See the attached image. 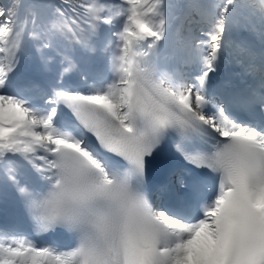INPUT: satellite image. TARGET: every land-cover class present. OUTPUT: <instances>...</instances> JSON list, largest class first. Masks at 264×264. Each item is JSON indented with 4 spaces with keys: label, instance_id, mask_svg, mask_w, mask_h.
I'll use <instances>...</instances> for the list:
<instances>
[{
    "label": "snow or ice",
    "instance_id": "1",
    "mask_svg": "<svg viewBox=\"0 0 264 264\" xmlns=\"http://www.w3.org/2000/svg\"><path fill=\"white\" fill-rule=\"evenodd\" d=\"M21 7L0 4V185L29 228L0 225V264H264V0L243 24L234 0L206 5L163 65L173 0ZM233 49L254 80L226 74ZM29 58L43 79L20 80Z\"/></svg>",
    "mask_w": 264,
    "mask_h": 264
},
{
    "label": "rangeland",
    "instance_id": "2",
    "mask_svg": "<svg viewBox=\"0 0 264 264\" xmlns=\"http://www.w3.org/2000/svg\"><path fill=\"white\" fill-rule=\"evenodd\" d=\"M234 2L238 6L240 5L239 8H238V10H239V12L241 14V20H240V22H241V24H243L245 22L244 21V17L245 16H251L252 15L251 10L250 9H246V6H249V4H250V0H234ZM241 2H243V3H241ZM173 3L175 4V7L170 11L168 21H170V20H173L174 21L175 18L177 17V13H179V12L182 11V7H184L186 3H189V5H190V8L188 9V15H187V21H189L190 18H191V16H193V9H194L195 0H173ZM245 3L247 4L246 6H244ZM241 4H242V7H241ZM202 9H205V6L204 5L202 6ZM171 16L173 18H170ZM256 23H257L256 30L258 31L259 28H260V24H259V21H257ZM183 28H182V30H183ZM182 30H181V32H182ZM251 32H252L253 35H255V32H253V31H251ZM197 33H199V32H193V34L198 35ZM183 48H184V46L182 45L180 47V51ZM26 63H27V65H29V59L26 61ZM24 69L26 70V65L24 66Z\"/></svg>",
    "mask_w": 264,
    "mask_h": 264
},
{
    "label": "trees",
    "instance_id": "3",
    "mask_svg": "<svg viewBox=\"0 0 264 264\" xmlns=\"http://www.w3.org/2000/svg\"><path fill=\"white\" fill-rule=\"evenodd\" d=\"M31 1L33 2L35 0H31ZM200 1L203 2V3H206V4L208 2H210V3L215 2V0H200ZM15 2H16V0H0V4H4V5H11V4L15 3ZM20 3L22 4V7L20 8L22 10L21 14H22V16H24L27 13V11H28V7L24 8V6H23L24 0H20ZM200 12H201V10L199 8H196L195 16H196L197 20H200V15H199ZM257 21L258 20H256L255 22H257ZM194 25H199V24L195 23Z\"/></svg>",
    "mask_w": 264,
    "mask_h": 264
},
{
    "label": "bare ground",
    "instance_id": "4",
    "mask_svg": "<svg viewBox=\"0 0 264 264\" xmlns=\"http://www.w3.org/2000/svg\"><path fill=\"white\" fill-rule=\"evenodd\" d=\"M186 7V6H185ZM181 13V12H180ZM182 28L183 27H180L179 28V31H181L182 30ZM179 39H180V37H179ZM179 52V51H178ZM243 58L244 57H242L241 58V60L243 61ZM37 66H38V64H37ZM239 66H244V62H243V64H241V65H239ZM244 71H245V68H244ZM248 76L244 79V80H246V81H248V80H254L256 77H255V75L253 74V73H246Z\"/></svg>",
    "mask_w": 264,
    "mask_h": 264
}]
</instances>
